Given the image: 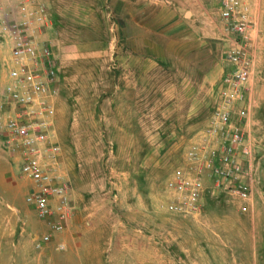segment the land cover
<instances>
[{
    "label": "rangeland",
    "instance_id": "rangeland-1",
    "mask_svg": "<svg viewBox=\"0 0 264 264\" xmlns=\"http://www.w3.org/2000/svg\"><path fill=\"white\" fill-rule=\"evenodd\" d=\"M45 2L58 60V173L70 181L76 216L59 240L64 250L56 242L36 249L44 224L26 202L32 184L21 174L19 148L0 130V264H264V26L249 47L245 85L262 91L256 98L244 92L235 105L258 167L250 210L208 180L200 210L174 214L168 185L224 99L228 44L206 38L189 46L195 50L172 44L161 51L166 42L158 37L154 54L162 58L147 61L132 52L144 53L145 43L119 39L129 2ZM8 56L0 21V92ZM2 105L0 96V115ZM244 107L249 116L239 120Z\"/></svg>",
    "mask_w": 264,
    "mask_h": 264
},
{
    "label": "built area",
    "instance_id": "built-area-1",
    "mask_svg": "<svg viewBox=\"0 0 264 264\" xmlns=\"http://www.w3.org/2000/svg\"><path fill=\"white\" fill-rule=\"evenodd\" d=\"M220 5L224 31L235 38L227 51L232 70L223 78L224 99L210 124L173 171L168 185L172 199L166 207L174 214L199 211L210 191L208 180L217 188L226 186L243 213L250 210L258 167L247 130L235 121V105L246 100L245 85L252 75L253 0H220ZM0 21L9 49L3 65L7 81L0 92V130L20 150L21 174L32 184L26 202L44 224L35 240L36 249L43 251L73 225L76 216L70 181L58 173L61 148L54 141L59 81L58 60L48 40L51 14L45 0H0ZM237 116L247 119L248 108ZM64 249L60 243L58 250Z\"/></svg>",
    "mask_w": 264,
    "mask_h": 264
},
{
    "label": "crops",
    "instance_id": "crops-1",
    "mask_svg": "<svg viewBox=\"0 0 264 264\" xmlns=\"http://www.w3.org/2000/svg\"><path fill=\"white\" fill-rule=\"evenodd\" d=\"M124 1L130 3L129 20L125 24L120 22L119 39L122 41L123 35L124 39L136 44H146L144 53L141 55L136 56V50L132 51L135 57L147 61L161 59L162 56L154 54V47H160L163 42L158 37L164 38L166 42V46L164 45V49L162 48L161 51L170 50L169 46L172 44L183 45L184 51L195 50L194 47L189 48V46L197 44L200 47L206 38L224 41L228 44V49L235 44V38L224 31L219 0ZM139 18L141 20H138ZM263 24L264 0H253L250 47L255 45L258 39H261ZM259 89L257 84L251 83L246 86L245 93L249 98H256L257 94L262 91ZM64 234L57 237L53 243L56 242L59 245V240L63 238ZM48 261L49 264H53V259H48Z\"/></svg>",
    "mask_w": 264,
    "mask_h": 264
}]
</instances>
